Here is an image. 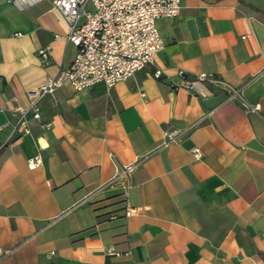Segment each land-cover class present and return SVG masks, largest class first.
<instances>
[{
  "label": "crops",
  "instance_id": "crops-1",
  "mask_svg": "<svg viewBox=\"0 0 264 264\" xmlns=\"http://www.w3.org/2000/svg\"><path fill=\"white\" fill-rule=\"evenodd\" d=\"M26 1L0 0V264H264V0H181L156 19L160 77L65 83L23 133L15 107L76 52L51 1Z\"/></svg>",
  "mask_w": 264,
  "mask_h": 264
},
{
  "label": "built area",
  "instance_id": "built-area-1",
  "mask_svg": "<svg viewBox=\"0 0 264 264\" xmlns=\"http://www.w3.org/2000/svg\"><path fill=\"white\" fill-rule=\"evenodd\" d=\"M19 6H25L26 0H7ZM53 7L59 10L68 24L67 40L75 47L72 62L59 69L56 75L47 77L45 81L28 92V105H17L16 126L23 133L29 132L26 113L39 118L37 100L46 94L53 93L65 83L75 90L103 82L106 87L125 80L136 71L146 67H154L153 74L160 77L162 71L155 66V56L163 48V41L156 26L159 17H174L181 9V0H50ZM51 46L49 44L38 49L43 60H48ZM181 78L179 85L192 93L201 90L207 93V85L225 87L222 80L213 72H198L193 75L179 69ZM229 98L239 94L237 89H228ZM49 122L43 123L45 127ZM168 141L174 137L168 135ZM3 142H0V148ZM191 152L195 159L201 157V149L193 147ZM40 162L38 154L27 158L29 166ZM137 162L122 166L116 177L129 174ZM135 210L127 205L124 215ZM117 215L111 213L110 217ZM119 254L117 251H109Z\"/></svg>",
  "mask_w": 264,
  "mask_h": 264
}]
</instances>
